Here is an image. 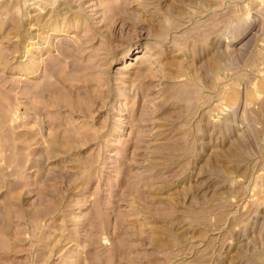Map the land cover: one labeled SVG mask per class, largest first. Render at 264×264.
<instances>
[{
	"label": "rangeland",
	"instance_id": "rangeland-1",
	"mask_svg": "<svg viewBox=\"0 0 264 264\" xmlns=\"http://www.w3.org/2000/svg\"><path fill=\"white\" fill-rule=\"evenodd\" d=\"M0 264H264V0H0Z\"/></svg>",
	"mask_w": 264,
	"mask_h": 264
}]
</instances>
